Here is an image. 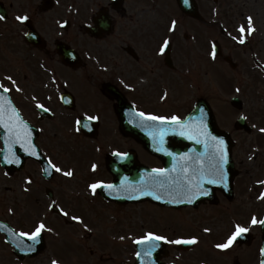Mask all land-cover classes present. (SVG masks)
Segmentation results:
<instances>
[{"label":"flooded vegetation","instance_id":"1","mask_svg":"<svg viewBox=\"0 0 264 264\" xmlns=\"http://www.w3.org/2000/svg\"><path fill=\"white\" fill-rule=\"evenodd\" d=\"M0 1L7 6L6 9L9 8L4 36L11 44L12 77L15 78V69L29 75L27 80H16L23 91H11L13 102L25 119L32 121L34 117L37 118L38 109L33 103L37 101L63 123L62 128L40 123L43 129L41 135L44 130L77 135L72 127L73 121L81 116L93 115L99 116L94 139L98 142V149L104 151L112 144L121 151L125 149L121 141L112 139L113 134H120L113 112L115 102L112 96L105 93L112 86L142 110L159 112L155 94L161 75L159 45L162 31L161 10L157 1L120 0L112 3V0H57L50 9L44 0ZM48 12H52V17L56 19L55 28L48 23L41 25L39 17ZM17 15L35 20L36 30L42 38L36 47L24 42L26 29L18 30L13 25ZM99 20L109 22L108 30L102 36H96L91 31L94 22L99 23ZM58 42L73 52L68 65L61 62V54L56 52ZM171 50L170 45L167 51ZM49 70L52 78L47 83L43 77ZM4 83L11 87L9 82ZM140 85L144 88L143 92L138 89ZM69 93L74 99L73 108L63 105V101L69 99ZM244 115L251 127L248 131L238 130L234 136L232 157L238 169L233 181L234 196L228 200L221 192H216L215 202H205L200 207L206 221L208 216L233 211L234 218L249 228V236L238 238L225 251V262L231 259L237 260L236 264H260L259 250L264 245V233L261 225H251L250 220L258 215H261L260 220L264 218V199H258L260 193L264 192V185L257 183L264 180V133L259 131L264 127V111L258 110L252 115L245 111ZM38 144L41 148H48V137L40 136ZM242 144L243 148H240ZM29 179L31 184L27 183ZM60 186L61 181L55 175L46 180L38 176L37 169L28 163L22 171L9 176L8 185L4 180L0 182V220L10 224L13 230L28 232L39 219L38 216L35 220L33 213L42 215L48 187L55 191L59 199H63ZM8 198L11 211L4 212L1 205ZM76 210L70 209L71 212ZM209 220L211 224L219 223V219L211 217ZM42 235L44 237V232ZM42 259L46 261L44 257ZM12 260L20 264H33L29 257L21 261ZM12 260L0 258V264H16ZM204 260L207 264L211 262L208 256ZM217 264H224L221 256Z\"/></svg>","mask_w":264,"mask_h":264},{"label":"rangeland","instance_id":"2","mask_svg":"<svg viewBox=\"0 0 264 264\" xmlns=\"http://www.w3.org/2000/svg\"><path fill=\"white\" fill-rule=\"evenodd\" d=\"M217 1V3H214L212 0L206 2L199 0L201 14L206 19L203 23L198 21L199 23L193 26L194 39L187 51L177 52L175 63L181 66L170 74L169 81L173 87H171L173 92L169 91V93L173 97L171 101L176 102V109H178L176 113H180V115H183L198 97H204L213 106L216 117L220 118L222 126L230 130L233 128V121L237 112L236 108L229 104L232 96L240 97L244 105L243 111L246 110L249 115L258 111L259 107L257 105L262 101L261 95L256 96L254 94V88L262 85V81H264V0ZM248 16L253 17L256 31L247 38L245 44L241 45L232 37H239L237 29L242 23L246 25ZM180 24L181 31L183 26L186 27V25L182 20ZM180 24L178 22L176 27H179ZM214 41L219 43L223 55L232 57L236 63L235 68L229 67L230 65L222 60V57L213 59L211 44ZM260 106L264 110V106ZM224 117H228L225 122L223 121ZM51 137L53 136L51 135ZM82 141L84 142V140ZM240 148H243V144ZM56 159L63 165L68 160H73L72 156L69 158V155L64 154L63 151H60ZM1 172L0 181L4 176ZM126 212L127 216L121 221L125 227L119 226L117 228L126 229L127 231L132 228V235L145 234L148 230H158L162 227L166 230L178 228L177 233L187 234V230H191L196 226L193 222L185 223V221L184 223L178 222L180 225H170L173 222L170 219L173 216L172 212L165 211L162 208L156 210L152 206L143 204L137 207H128ZM33 214L36 215L33 216L36 220L38 215ZM176 216L178 218L185 217L186 219L189 215L179 213ZM221 219L223 224H226L225 218L222 217ZM100 220L102 223L97 222L96 225L105 229L106 233H111L112 230L107 228L108 225L118 222V219H111L108 215L102 216ZM50 221V227H54L56 231L57 240L50 237L48 242L49 251H52L55 257L65 259L68 264H75L78 261L88 263L82 256V252L83 250H89V245L94 247V241L98 240V237L101 239L96 242V249L100 255L96 257V261L100 259L103 263L97 264H105V262L113 260L124 261L128 254V246L124 243L106 240L107 237L104 239L102 234L97 235V238L92 240L89 239L91 235L85 233L86 239L78 240L79 237L75 228H71L74 231L70 230V227H65L61 220L58 222L56 217H50ZM229 228L231 227L228 226L227 230ZM80 234L82 236L83 233L80 232ZM108 235L112 238L115 237L111 234ZM107 241L115 245L114 249L106 248ZM60 251H62L61 254ZM90 252L94 253V251ZM108 253L112 257L108 256ZM0 256L10 259L7 253L5 255L1 252ZM108 257L109 260H105ZM110 264H113V262Z\"/></svg>","mask_w":264,"mask_h":264},{"label":"snow or ice","instance_id":"3","mask_svg":"<svg viewBox=\"0 0 264 264\" xmlns=\"http://www.w3.org/2000/svg\"><path fill=\"white\" fill-rule=\"evenodd\" d=\"M187 3V0H185ZM5 19V17L0 16V20ZM17 20L23 22L28 19L27 16H17ZM177 26V21L172 20L170 26H168V32H174ZM239 33V37H232L234 40H237L239 44H245L247 38L251 36L255 31L254 20L252 16H248L246 18V25L244 23L240 24L237 29ZM27 35V34H26ZM171 40L165 36L162 38V43L159 45V54H164L166 50L170 47ZM212 57L215 59V45H213ZM7 81L11 84L9 87L4 83ZM127 86V85H126ZM22 92L23 89L18 86L17 81L13 79L11 75H7L0 80V90H2L3 94L9 93L13 91ZM239 91V89H237ZM3 94H0V127L8 130L10 134L15 136V141L17 143L23 142L24 151L30 152L32 156L37 155V151L35 146L31 143V129L28 124L24 122L18 110L12 105L11 100L7 99V97ZM167 96L165 93L161 99H164ZM35 100L36 98L33 97ZM36 107L41 109L44 112L49 111L43 104L37 103ZM136 116L140 117L139 124L144 127L151 126L152 122H159L160 125H171L174 126L173 130H178V134L181 136H187L189 140H195L197 144L203 143L205 148L207 149L209 143L215 147V151L211 153V155L207 158V160H201L199 162L198 167L189 168H181L182 175L177 178H172L169 174V170L165 168H158L152 170V176L150 177L152 186H158L161 189L166 190L169 195L172 197L168 202L173 204L179 203H187L192 204L201 196L208 195V190L204 187L205 183L212 185H224L227 187L228 182V173L225 168V165L229 160V153L225 145V141L223 138H218L212 136L211 133L207 131V125L204 123V115L201 110V116L198 122L193 124H189L184 121L178 115H156L152 112L139 111L135 113ZM99 120V116L86 115L84 117H78L75 121L76 123V132H80L81 128H89L91 121ZM259 131L264 133V127L260 128ZM167 129L161 128L159 132V140L163 143V136L166 134ZM201 137H204L201 140ZM155 138V135H154ZM102 150V149H98ZM113 155L119 157L120 159H125L127 157V153L123 152H113ZM15 159L13 154V158L7 159L8 163H12ZM183 160L190 159L186 154L181 157ZM16 163H19L18 159H15ZM48 165L51 169H53L57 173H61L65 177H73L74 172L69 169L65 171L62 167L58 166L56 163H53L52 160H48ZM97 164L93 163L91 165V169L93 172L97 170ZM45 172L48 169H44ZM175 171V168L172 170ZM27 183L31 184L32 181L29 179ZM258 184L264 185V180H258ZM108 188L113 189L115 186L112 184H105L103 181H96L88 184V188L91 190L93 196L96 194V190L99 188ZM141 195H154L156 200H161L162 196L159 194H155L153 192L145 191L143 187L138 189ZM258 199H264V192L260 193ZM50 208L59 207L53 202ZM11 211V209H9ZM59 213L64 217H69V212L64 208H59ZM72 221H76L78 223H83V219L80 216L72 215L70 217ZM251 225H261L264 227V220L258 219L256 216H252L250 220ZM87 225H85V228ZM231 231V234L227 236L226 240L222 243H217L215 248L226 251L233 246L234 243L237 242L238 238L242 237L245 233L249 232V228L242 225L241 223H235ZM45 231H52L47 227L46 223L43 220L38 221L34 224L33 229L30 232H20L18 233L19 237H27L28 240L33 241L32 245H28V251L34 250V244L38 243L41 234ZM205 232H210V228H204ZM123 239V237H121ZM154 241H165L171 244H190L195 245L198 243V239L195 236L190 238H177L174 240H170L167 236L159 235L154 232H147L144 236L136 239L134 243L136 244H147L148 248L144 251L143 255L150 257L152 255V251L158 247V244L153 243ZM260 256L264 257V247L260 248ZM142 255L141 252H137L136 256L140 257ZM51 264H60L58 259H52ZM260 264H264V259L260 260Z\"/></svg>","mask_w":264,"mask_h":264},{"label":"water","instance_id":"4","mask_svg":"<svg viewBox=\"0 0 264 264\" xmlns=\"http://www.w3.org/2000/svg\"><path fill=\"white\" fill-rule=\"evenodd\" d=\"M182 1H183L182 5L185 8H187L186 10L188 12H190V10H188V8L190 7L188 2L185 3V0ZM201 110L204 115V123L207 125V131L211 133L212 136L223 138L225 141L226 148L228 146L227 148L228 150L230 143L228 141L227 135L220 133L216 130V126L213 121V118L210 114L207 105L204 102L202 101L198 102L195 109L192 110V112L187 116V118L184 121L194 125L195 122L199 121V118L201 116ZM161 128L167 129L166 134L163 136V143H161L159 140V132ZM173 128L174 126L171 125L159 124V130L155 131L154 133H149L148 135V133L142 134L137 131H133L132 135L135 138L139 139L141 142H143L148 150H151L153 153L159 155V157L163 160L164 168L169 170L170 176L172 178H177L182 175L181 173L182 167L184 168L187 167L189 169H191L192 167H198L199 162L201 160H205V158L201 159L196 164L191 165V164H187L185 161H182L181 159H178V161L174 163L171 161V157L180 154L182 152L184 153L186 151L189 152L193 151L194 154L196 153L202 154L205 145L203 143L197 144L195 140H189L186 135L185 136L179 135L178 130H173ZM203 139L204 137H201V140ZM154 145H157V147H154ZM211 147L213 148L211 149ZM209 150H210L209 152L211 153L215 151V147L214 145L211 144V142L209 143ZM117 159L120 160L119 158H113V157L109 158V160H107V166L114 175V177L116 178V183L113 184L114 186H116V188L115 187L114 188L120 189L118 191H121L124 197L117 198V195H115L114 193L115 198L112 199L118 202H127V200L148 199L150 201L165 206H173V205L179 206V205L187 204V203H179V204L169 203L168 201L172 198L169 195V193L166 190L159 188L158 186L156 187L152 186L150 180V177L152 176V171L150 172L148 170L143 169L142 166L134 165L132 156L131 157L129 156V158L125 161L120 160V162H118ZM118 164H120V166ZM118 166L123 170L122 171L119 170ZM226 166L230 171L231 164L227 163ZM174 168L175 171H172ZM124 181H127L128 183L127 182L123 183ZM141 187H143L145 191H149L161 195L162 199L158 201L154 198V195H141L140 191H138V189H140ZM118 191L113 190V192H118ZM130 196L132 197L129 198ZM202 199L203 196L199 197L193 203L197 204ZM146 246L148 245L142 246L141 249H143V247L146 248ZM141 249L139 248V252H141L142 255L137 258L135 264H156L155 260L157 259V251L152 253V255L148 257L143 255L144 251H142Z\"/></svg>","mask_w":264,"mask_h":264}]
</instances>
